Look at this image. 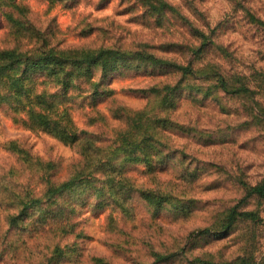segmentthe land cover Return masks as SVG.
<instances>
[{"label": "rangeland", "instance_id": "374dc122", "mask_svg": "<svg viewBox=\"0 0 264 264\" xmlns=\"http://www.w3.org/2000/svg\"><path fill=\"white\" fill-rule=\"evenodd\" d=\"M255 187L264 0H0V264H264Z\"/></svg>", "mask_w": 264, "mask_h": 264}, {"label": "trees", "instance_id": "16d2710c", "mask_svg": "<svg viewBox=\"0 0 264 264\" xmlns=\"http://www.w3.org/2000/svg\"><path fill=\"white\" fill-rule=\"evenodd\" d=\"M106 51H108V50H106V49H101L100 51H98L97 53H94L92 56H91V58H90V60L91 61H93L94 63H98V62H100L101 60H102V57H103V54L104 53H106ZM15 53V52H14ZM12 51H8V52H5V54H8L10 57H14V54ZM263 188L264 187H255V188H253L251 191H250V194L251 193H254V192H262L263 191ZM59 191V188L58 187H52L50 190H49V192L51 193V194H53V193H57ZM36 202H37V200H36ZM251 213H249V212H244V213H239V214H237L235 211H233V212H231L230 213V215L227 217V227H230V226H232L233 224H235L236 223V221H237V217H238V215H250Z\"/></svg>", "mask_w": 264, "mask_h": 264}]
</instances>
